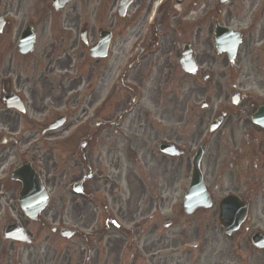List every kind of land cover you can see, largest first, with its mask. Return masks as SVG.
Returning <instances> with one entry per match:
<instances>
[{"label":"rangeland","instance_id":"1","mask_svg":"<svg viewBox=\"0 0 264 264\" xmlns=\"http://www.w3.org/2000/svg\"><path fill=\"white\" fill-rule=\"evenodd\" d=\"M117 1L76 0L66 9L55 14L49 7L51 4L50 0H0V15L8 22L6 29L0 35V90L4 80H11L10 85L15 92L18 93L19 90H23V96L28 102L26 104L28 118L20 115L21 129L29 130L31 123H43L46 127L53 118L60 116L63 112V106H61L62 89L59 85L61 80L59 76L62 71L59 70L58 66L76 64L75 56H73L74 52L69 51L70 40H76V34L73 33L68 37L66 32L63 31V27L65 28L63 21L75 20L80 23V27L88 22L91 27L89 37L91 38V33L95 30V39H97L99 28L106 24L105 21L108 17L115 16L116 25L114 29L117 32V36L113 40L110 51L112 58L103 63L102 68L94 70L92 75L105 72V77L108 76L109 78L99 83V93L107 87L112 90V87L115 86L113 104L117 107L121 103L122 107H127L131 112L127 119L124 120L123 127H117L119 138L123 133L129 134L135 139L136 147L144 144L147 146L140 148L139 156L148 152V154H154L156 158L161 159L156 148V141L153 139L148 142L144 130L146 123L152 124V122H156L167 133L171 130L173 135L180 139L178 143L180 149L188 151L191 156L193 151L197 149L198 140L192 139L194 127L188 112L192 99H188V96L184 97L182 94L186 92L191 84L188 85L186 83L187 78L180 69L181 47L190 43L197 58L200 53L198 35L200 20L203 56L205 55L204 59L209 64L210 59L215 58L212 38L214 27L217 23L237 32H242L244 42L240 46L232 75L230 76L229 74L231 73L229 61L225 57L222 60L214 59L215 66L218 63L220 65L224 63L226 78L223 83L227 84L224 89L229 95L232 94L231 86L233 83L241 84L245 90L252 94L258 93L257 85H264V0H230L225 5L220 4L218 0H186L182 3L178 0H165V3L157 9L155 17L154 11L148 16L149 23L154 20V25L150 29L152 33L147 36L149 44H147L145 51L129 62L124 60L120 69L114 74L116 59L126 46L128 49L132 28L139 22L136 18L135 20L133 19L134 16L141 14V17L144 18L154 0H135L133 6L128 10L127 18L123 21L117 17L116 8L113 7ZM179 12H182L183 15L179 17L177 15L175 19L173 13ZM52 22L56 24L54 32L50 30ZM28 23H38L42 27L39 29L35 52L28 59H22L16 53L14 47L18 41V37H16L18 30L22 26L24 28ZM8 30H11V32L8 33ZM143 31L145 33L146 28ZM61 36H64L65 39H62ZM163 36L164 39L162 38ZM138 39L139 36L137 41ZM55 40L58 41V44H55ZM62 42L64 46H60ZM157 44L160 46L157 47ZM52 45L55 47L53 48ZM134 47L135 42L130 49ZM158 49L159 51L156 55L150 54V50L155 52ZM128 53L129 57L131 51ZM68 54L70 55L68 56ZM78 56L80 59L81 54ZM125 66L127 70L120 78L119 74ZM89 75L90 72H82L83 83L77 87V95L80 100L76 106H79L80 109L84 108L88 98L98 94V87H96L98 83L92 85L91 83L95 77L90 78ZM206 88L208 91L209 86H206ZM212 89L213 87L211 86L210 90ZM106 92L105 90L103 93L105 94ZM212 92L215 93V91ZM158 96L160 108L164 109V117L159 119L155 116V108L151 103ZM262 99H264V95H262ZM110 107L108 106L107 108L111 109ZM2 108L0 105V124L4 123L8 127H10V124L15 125L17 123L15 121L17 113H3L1 112ZM176 108L178 110L174 111ZM85 109L87 111L84 115L79 116L80 122H84L86 115L93 112L90 107ZM81 113H83V109L79 112V114ZM47 117L50 120H47ZM106 119L104 120L106 121ZM115 121H120V118L116 117ZM96 126L94 121L88 123L89 130L98 134L100 130L97 131ZM153 126L155 127V125ZM206 127L207 125L204 123L203 129L205 132L207 131ZM130 128L132 132H130ZM4 136L7 138L11 137L5 132L0 134V164L2 162L0 165V184L3 182V175L11 173L22 162L28 161L42 175L44 184L48 186L51 203L42 215V224L45 223L43 225L45 227H40L38 223L35 225L24 218L20 208L17 206V194L21 186L15 182H6L10 190L6 198L14 197L15 201L7 203L4 200L0 205V234L4 225L15 219L31 230L35 234L36 240L34 247H24L16 244L13 246L12 243L0 241V263L60 264L61 255L69 252L68 259L71 260L70 264H75L74 245L80 239L72 238L67 240L61 238L58 233L54 236L49 228L50 226L58 227L59 229L69 227L73 230L71 224L72 216L70 215L69 205H67L70 199L68 183L71 180L68 170L70 169L68 166L69 156L62 136L53 138V140L40 139L23 142L21 145L18 144L13 152L10 151V148L15 145L14 142L8 145L3 142ZM160 139L165 140V137L160 135ZM2 148L5 150H2ZM134 163L137 166L135 161ZM129 166L130 164L122 162L124 183L128 175L126 169ZM143 170L142 172L137 171L139 176L153 177L160 180L156 172L150 174L149 170ZM87 171L94 173L97 178L101 176L95 165L86 163L84 175L87 174ZM78 172L79 169L77 168L75 173ZM183 175L184 173L180 175V181L174 184L170 193H164V197L169 198L167 203L160 206L158 197H156L158 208L153 209L151 212L154 219L152 224L146 226L148 223H146V220H142L144 227L140 230V234L143 235V238H149L154 241L155 238L160 236L171 238L177 233L176 238L179 239V244L184 247V251L190 253V259L193 261L194 258L199 257L201 258L200 263L202 262L203 264L205 261L202 253L207 256L208 252L212 250L232 258L234 253L237 254L241 251L243 254V256L239 257V259L243 257L241 264H264L263 251L258 252L253 248L249 249L246 245H242L239 249L236 248V244L248 242L243 234L226 237L220 233L216 220L212 217L213 211L197 213L190 219L185 217L182 211V197L190 179L189 174L186 178ZM149 188L150 186L147 191H149ZM152 194L154 195L153 191ZM149 195L142 202L141 212L145 208ZM166 220L171 222L177 220L176 226L166 229L164 226ZM113 236L115 240L122 238L124 235L115 233ZM200 241L202 242L200 249L198 248L196 251L188 250V245ZM165 242L169 243L168 240H164ZM232 243L236 244L233 245ZM224 247H228L225 252ZM170 248V244L167 245L166 253L176 252ZM234 248L235 250H233ZM31 254L32 258L29 257ZM44 255L48 256V262L43 259ZM114 257L113 264H130L133 260V256L129 253L127 255L123 254L120 260L116 255ZM150 259L149 256L138 258L137 264H151ZM231 261L223 263V261L221 262L214 258L211 263L238 264Z\"/></svg>","mask_w":264,"mask_h":264},{"label":"flooded vegetation","instance_id":"2","mask_svg":"<svg viewBox=\"0 0 264 264\" xmlns=\"http://www.w3.org/2000/svg\"><path fill=\"white\" fill-rule=\"evenodd\" d=\"M105 22L106 24H104L103 28L98 30L99 34L102 31L111 32L115 28L114 17H108ZM145 23L146 18L141 20L140 30L144 28ZM63 24L65 26L63 31L66 32L68 37L72 33L78 35L80 23L75 20H69L63 21ZM33 25L37 35L42 25H38V23ZM50 25L51 32H54L56 24L52 22ZM89 28L88 24L85 25L86 33H88ZM198 29L200 53L195 61H197L201 69V79L204 84L195 89L193 86L196 83L194 79L198 78L200 72L198 71L199 73L196 75H189L193 77V84L187 91L188 99H192L189 108L190 119L194 121L192 124L194 127L192 139L198 141L203 139V136H205L203 124L207 123L209 125V119L212 121L211 123L218 118L222 117L223 119L219 130L213 132V134H210L209 125L208 134L206 135V146L208 148H206L201 160L204 185L212 200V208L208 211L213 210L212 217L216 220L220 233L224 235L223 224L225 221L222 220V214L231 216L234 211H238V208L245 206L247 210L245 220L239 230L234 232L233 235L243 234L247 239L252 232L264 231V130L254 127L251 123L255 111L264 106V101L259 96L252 100V96L245 91H240L239 87L241 86L237 87L236 84L232 85L233 94L232 98L229 99V95L225 92L223 84H221V79H225L226 76L225 68L220 63L215 66L214 59L216 58L210 59L209 64L204 59L200 22ZM10 32L11 30L8 31V33ZM94 32L95 30L92 31V34L95 36ZM21 33L22 30L17 32L16 37L18 39ZM61 38L65 39L64 36H61ZM162 38L164 39V36ZM54 42L58 44L57 40ZM96 42L95 38L91 37L90 40H87V46H84L79 44L78 40H72L69 51H75V56L81 52L87 53ZM141 43L142 45L144 44L143 40ZM52 46L53 48L55 47L54 45ZM60 46H64L63 42ZM157 46L160 45L157 44ZM109 58L110 55L103 59H91L88 56L79 66H58L59 70L62 71L59 76L61 78L59 85L62 89L61 106H64L65 114L63 116L66 118V124L62 131L44 134L43 129L39 131L40 128L37 127L25 132L23 130L20 131L21 116L19 114H17V119H15L17 122L15 125L10 124V127H8L3 123L0 124V128H6L8 133L14 136V138H11L10 143L15 142L16 144L37 140L42 137L48 140L58 136L63 137L69 156L68 166L70 169L68 170L71 178L68 183L71 186V190L68 193L70 199L67 205H69L70 215L72 216L71 224L75 230L73 237L77 240L80 239L74 245L75 264H113L114 256L116 255L119 258L124 253H129L133 256L131 264H137V259H141L144 256L151 258V264H203L202 262L200 263L201 258L199 257L194 258L193 261L190 259V253L185 252L184 247L179 244V239L176 238L177 233L171 238L160 236L153 241L149 238H143L139 234V226H136L132 236H128L125 233L122 238L113 239L115 232L123 233V230L114 224L115 220L119 225L125 221L133 222L137 225L142 220V217L149 215L154 205H156V196L149 197L148 208L141 213V201L147 195L149 184L152 185V190L149 188V191H154L157 194L160 206L167 203L168 198L164 197V193L172 191L174 184L180 181L181 174L184 173L183 176L186 178L189 172L193 170V158L189 157L185 151L181 152V157L170 158L161 155V159H155V155H150V158H148L147 154H142L140 160L144 163L143 168L149 170L150 174L156 172L160 180L142 176L143 181L139 179L136 172L130 171L131 167L129 166L125 183L123 182L122 158L128 165H131L135 160L138 161V153L140 151L134 143L126 139L128 137L126 134L123 133L121 135L122 142L117 134L118 122L115 121L117 114L124 116L127 113V108L120 109L121 105L115 107L112 100V92L107 95V105L100 106V99L106 89L104 88L105 90L99 93V86H96L98 87V94L92 98L87 97L88 99L84 106L97 109L94 117L97 120L96 123L99 121L96 129L97 131L100 130L101 133L99 132L100 134L98 133V135L97 132L90 131V128H80L79 116L83 115L86 109H83V107L80 109L79 106H76L80 98L74 95L77 92V87L83 83L82 72L84 73L87 69L90 72V78L96 77L97 79L98 76L96 74L92 75L93 71L97 68H102L103 63ZM73 67L74 69H72ZM100 80L103 81V78ZM206 82L209 85L215 82V87L212 90L209 88L208 96ZM7 84L12 89L10 82H4L1 92L8 95L13 93V90H7ZM258 87L260 92L264 94V85H259ZM212 91H215V93ZM19 93L23 95V90H19ZM222 96L224 97L221 101L219 98H222ZM152 104L155 107V116L163 118L164 109L160 108L159 96L154 99V102L152 101ZM108 106H111V109H108ZM82 109L83 113L79 114ZM177 110L178 108L174 111ZM1 112L4 113L3 110ZM8 112H12V110ZM123 125L121 123L120 128ZM149 125L150 128L145 129V136L148 140L153 138L157 140L159 138L158 135L161 133L170 142H180V139L175 137L171 131L166 133V130L160 127L158 123L152 122ZM153 125L158 127V132L154 130ZM87 132L88 134H86ZM79 137L83 138L78 139ZM15 149L16 146H12L10 151L13 152ZM86 163L97 166L101 176L97 178L94 173L88 171L84 175ZM77 168L79 172L75 173ZM143 168L140 166L137 169ZM77 187L79 191L76 189ZM9 192L7 185L2 183L0 185V205L4 199L7 203L14 200V197L6 198ZM230 196H234L237 199H230L227 203H224L227 197ZM237 201L239 204H237ZM204 211L197 210L195 213ZM43 225L40 224L39 226L45 227ZM50 229L53 235L56 236L58 230ZM28 235L31 238L35 237L31 230H28ZM164 240H168L169 243H164ZM11 243L13 246L15 244L23 246L19 242ZM169 244L170 249L177 251L176 254H164ZM232 244L235 245L236 243ZM200 245L201 243L197 242L196 247L200 248ZM242 245H246L249 249L251 248L249 242H240L236 244V248L239 249ZM27 247H34L33 243ZM223 249L225 252L228 247ZM69 254L67 252L61 255L60 264L71 263V260L68 259ZM202 256L205 261L204 264H213L211 260L214 258L221 262L223 261V263L232 260L241 264L243 260V257L239 259L240 256H243L241 251L237 254L234 253L233 258L231 256L226 257L222 253L218 254L215 250L208 252L207 256L202 253ZM29 257L32 258V254ZM43 257L45 262H48V256L44 255Z\"/></svg>","mask_w":264,"mask_h":264},{"label":"water","instance_id":"3","mask_svg":"<svg viewBox=\"0 0 264 264\" xmlns=\"http://www.w3.org/2000/svg\"><path fill=\"white\" fill-rule=\"evenodd\" d=\"M68 1L70 0H54V7L56 10L64 7ZM131 0H128V4H130ZM4 25L3 18L0 16V29H2ZM32 27H28L27 30L23 33L22 35V40L19 44L20 51L22 53H28L33 51V45L35 42V36L31 32ZM225 34H222V31L217 32L218 39L220 37L224 36ZM236 39V44L240 41V38L238 35L234 36ZM237 46V45H236ZM231 50L232 55L231 58L236 53L235 46H232ZM183 67L185 71H191L193 68V61L191 60L190 53L185 52L183 59ZM10 103L13 107L17 108L18 110H22V104L18 103L15 100L10 99ZM255 122L260 124L262 127H264V113L261 111L258 115L255 117ZM63 123V120L57 122L56 124L53 125V128L59 127ZM52 128V129H53ZM158 148L169 155L175 154L176 149L172 145H165L160 143ZM198 153L195 158V164L198 163L199 161V155ZM198 166V164H197ZM198 168V167H197ZM195 166L194 169V176H193V182L191 184V187L189 188V192L187 194V199L185 203L186 211L189 213L194 212V210L200 206L206 207L209 205V199L207 196V193L205 192V189H203V184H202V178L200 177V171L199 168L197 169ZM13 179H16L22 183L23 190L20 193V206L23 208V211H25V214L35 220V215L40 213L43 209H45V206L48 203V196L46 195L45 191L43 190L42 185L40 184V179L39 176L36 174V172L32 169L30 164H25L19 169L15 170L13 173ZM36 208V210H35ZM35 210V211H34ZM238 221V223L234 224V226L228 225L227 227L229 232H231L233 229H236L239 225L240 218L235 219ZM4 236L8 239L11 240H18L22 242H28L29 239H27L26 235L24 234L23 230L20 228H14V226H9L6 227L4 231ZM251 240L253 243L261 248L264 247V237L260 234H255L252 236Z\"/></svg>","mask_w":264,"mask_h":264}]
</instances>
